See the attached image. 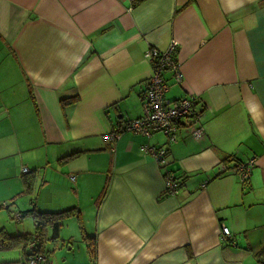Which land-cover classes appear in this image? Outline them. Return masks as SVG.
Segmentation results:
<instances>
[{
	"label": "crops",
	"instance_id": "0c3cea01",
	"mask_svg": "<svg viewBox=\"0 0 264 264\" xmlns=\"http://www.w3.org/2000/svg\"><path fill=\"white\" fill-rule=\"evenodd\" d=\"M171 42L183 78L178 84L165 74V98L200 99L204 135L180 128L175 142L132 132L109 141L142 114L152 74L145 51ZM75 94L74 104L61 103ZM143 144L164 147L165 161L155 163ZM249 160L241 183L231 166ZM23 168L35 172L30 194ZM169 171L183 178L173 195L164 193ZM0 204L12 213L34 206L92 214L95 264H257L264 0H0ZM5 217L2 208L8 235L33 233L31 217L20 225ZM221 225L231 241L221 238ZM43 248L41 264H51L58 248L52 255ZM24 257L16 244L0 245V264Z\"/></svg>",
	"mask_w": 264,
	"mask_h": 264
},
{
	"label": "built area",
	"instance_id": "2783aa9c",
	"mask_svg": "<svg viewBox=\"0 0 264 264\" xmlns=\"http://www.w3.org/2000/svg\"><path fill=\"white\" fill-rule=\"evenodd\" d=\"M132 3L136 0H130ZM176 51L175 42H171L167 48L159 49L157 47H149L145 51V57L151 61L152 74L146 81L145 88L142 90V114L139 117L128 119L122 128L116 129L107 134L109 141L115 142L119 139L123 132H132L149 137L153 133H162L168 139V142L177 140V133L180 128L186 129L195 139L202 138L204 128L200 124V118L203 111V102L196 96H185L178 99H167L165 93L168 91L169 84L165 77L169 73L174 81L178 84L182 82V72L177 59L174 57ZM141 149L149 154L155 163L162 164L165 161L166 150L164 147H154L143 144ZM254 164L253 160L247 162H239L233 167V171L237 173L240 181H244L249 177L250 170ZM220 165V171H226L229 167L225 164ZM24 173L28 172L23 168ZM164 178V193L173 195L177 193L182 184L183 178L176 176L173 172H167ZM206 181L200 184L202 187ZM19 213H13L12 217L16 221L20 220ZM229 229L221 225L219 233L223 240H232ZM33 240L27 245L26 255L23 258V264H41L46 261L45 252L38 249L39 240L37 236H33ZM38 240V241H37Z\"/></svg>",
	"mask_w": 264,
	"mask_h": 264
},
{
	"label": "trees",
	"instance_id": "16d2710c",
	"mask_svg": "<svg viewBox=\"0 0 264 264\" xmlns=\"http://www.w3.org/2000/svg\"><path fill=\"white\" fill-rule=\"evenodd\" d=\"M77 100H78V95L75 94L74 96L63 98L60 101L63 104L69 105V104H74L75 102H77ZM119 128H122V127H119ZM226 162H229L228 158L223 159L222 162L220 163L226 164ZM233 162L234 163L232 164L231 167H235L236 164L239 163L238 161H233ZM34 179H35L34 171L27 172L26 174H24L23 180H22L24 181V192L23 193H28V194L31 193V191L33 190L34 183H35ZM2 208H5L10 214L11 218H13L12 215L14 212L13 213L11 212L9 204H0V209ZM18 213L20 214L19 217L21 218L28 216L33 219L34 221L33 233L25 232L24 234L16 235L13 237L11 235H8L6 230H4L3 228H0V245L8 247V246H12L16 244L17 246L21 248L22 253L25 255H26L25 252H26L27 245L31 242V240H33L34 235L37 236L39 240V245H38L39 251L43 252L44 242H45V239H47L46 237L47 228H51L53 231V237H56L58 235L60 227H62V222L64 219L70 216H73V215L77 218L79 217L77 215L78 210L74 207L66 208L60 211H55V212H41V211H38L33 206L30 209H27L25 211L18 212ZM82 237H83L82 239L86 240L85 236H82ZM90 239H92V241L94 240L93 238H90ZM94 249H95L94 245L91 244L88 250L90 253V258H91L90 263L91 264H95L94 262L95 261V250ZM255 256H256L257 264H264V247H262Z\"/></svg>",
	"mask_w": 264,
	"mask_h": 264
},
{
	"label": "rangeland",
	"instance_id": "374dc122",
	"mask_svg": "<svg viewBox=\"0 0 264 264\" xmlns=\"http://www.w3.org/2000/svg\"><path fill=\"white\" fill-rule=\"evenodd\" d=\"M33 132L36 133L35 130H33ZM92 216V214L89 216V214L86 213L82 217L80 216V218L73 215L64 219L58 235L54 238H51L53 236L52 229L47 228L48 238L45 239L46 252L52 255L55 247L58 248L57 251H55L54 258L51 256V264H90L91 258L88 250L91 244L87 238L93 236V234H91L93 230V226H91ZM5 218L9 220L7 221L8 224H21V222H17L10 217ZM25 219H23V221ZM27 220L26 222H29L30 219ZM11 232H13V230H11ZM82 236L87 237L86 240L82 239Z\"/></svg>",
	"mask_w": 264,
	"mask_h": 264
}]
</instances>
